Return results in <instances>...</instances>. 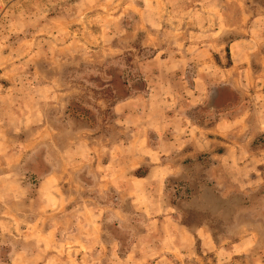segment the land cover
<instances>
[{
	"label": "rangeland",
	"instance_id": "1",
	"mask_svg": "<svg viewBox=\"0 0 264 264\" xmlns=\"http://www.w3.org/2000/svg\"><path fill=\"white\" fill-rule=\"evenodd\" d=\"M0 264H264V0H0Z\"/></svg>",
	"mask_w": 264,
	"mask_h": 264
}]
</instances>
